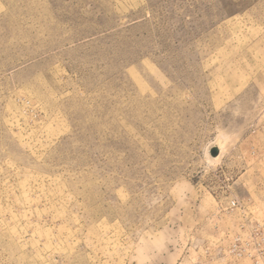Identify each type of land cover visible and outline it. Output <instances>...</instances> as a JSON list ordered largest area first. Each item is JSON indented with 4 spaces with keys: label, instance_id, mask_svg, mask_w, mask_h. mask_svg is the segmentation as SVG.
Segmentation results:
<instances>
[{
    "label": "rangeland",
    "instance_id": "rangeland-1",
    "mask_svg": "<svg viewBox=\"0 0 264 264\" xmlns=\"http://www.w3.org/2000/svg\"><path fill=\"white\" fill-rule=\"evenodd\" d=\"M0 264H264V0H0Z\"/></svg>",
    "mask_w": 264,
    "mask_h": 264
},
{
    "label": "clouds",
    "instance_id": "clouds-1",
    "mask_svg": "<svg viewBox=\"0 0 264 264\" xmlns=\"http://www.w3.org/2000/svg\"><path fill=\"white\" fill-rule=\"evenodd\" d=\"M231 137H229L226 141L223 142V144H218L216 142H210L205 147L201 149V161L200 166L203 168L205 173L215 171L223 162V158L225 155H227V150L230 147L231 144ZM212 146H218L222 147L221 155L217 158H212L210 155V148ZM188 183V182H185Z\"/></svg>",
    "mask_w": 264,
    "mask_h": 264
},
{
    "label": "water",
    "instance_id": "water-1",
    "mask_svg": "<svg viewBox=\"0 0 264 264\" xmlns=\"http://www.w3.org/2000/svg\"><path fill=\"white\" fill-rule=\"evenodd\" d=\"M216 149L212 151V155L215 156L216 155Z\"/></svg>",
    "mask_w": 264,
    "mask_h": 264
}]
</instances>
